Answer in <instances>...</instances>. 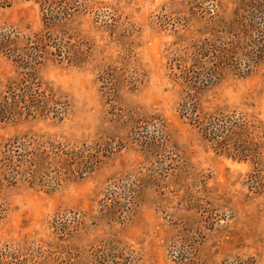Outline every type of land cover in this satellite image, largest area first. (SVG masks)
<instances>
[{
	"label": "rangeland",
	"instance_id": "obj_1",
	"mask_svg": "<svg viewBox=\"0 0 264 264\" xmlns=\"http://www.w3.org/2000/svg\"><path fill=\"white\" fill-rule=\"evenodd\" d=\"M39 1L0 8V40H45L54 100L0 122V154L47 159L0 181V264H264V0ZM202 49L223 67L203 106L246 119V160L179 113ZM19 72L0 53V101Z\"/></svg>",
	"mask_w": 264,
	"mask_h": 264
},
{
	"label": "trees",
	"instance_id": "obj_2",
	"mask_svg": "<svg viewBox=\"0 0 264 264\" xmlns=\"http://www.w3.org/2000/svg\"><path fill=\"white\" fill-rule=\"evenodd\" d=\"M39 2L46 4L49 0ZM10 4L11 0H0V8ZM32 44L34 45L29 48L28 54L14 39L0 40V53L9 58L20 70L18 79L5 86L6 90L0 101V122L14 121L22 116L34 117L44 114L54 103L52 97L46 94L35 77V67L40 65L39 58L47 52L45 40L43 43L36 38ZM207 52L209 53L206 49L195 51L192 58L193 64L179 68L177 73L172 74L173 80L182 90L178 104L179 113L189 125L198 129L204 140L214 150L234 159L246 160L249 141L245 139L241 142L237 141L240 135H247L246 119L203 106V93L212 84L213 78H217L223 69L220 64L215 68L205 66L203 58L206 57ZM22 146H10L0 154V181L9 173L15 175L17 179L22 177L28 180L43 172V164H47V159H42L44 155L40 154L37 157L38 153H28L26 148L22 150ZM62 155H64L63 152Z\"/></svg>",
	"mask_w": 264,
	"mask_h": 264
}]
</instances>
